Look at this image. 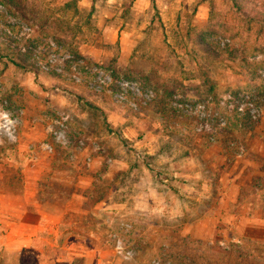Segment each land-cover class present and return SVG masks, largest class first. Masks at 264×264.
I'll list each match as a JSON object with an SVG mask.
<instances>
[{"label":"rangeland","instance_id":"374dc122","mask_svg":"<svg viewBox=\"0 0 264 264\" xmlns=\"http://www.w3.org/2000/svg\"><path fill=\"white\" fill-rule=\"evenodd\" d=\"M0 55V264H264V0H0Z\"/></svg>","mask_w":264,"mask_h":264},{"label":"clouds","instance_id":"9594fccd","mask_svg":"<svg viewBox=\"0 0 264 264\" xmlns=\"http://www.w3.org/2000/svg\"><path fill=\"white\" fill-rule=\"evenodd\" d=\"M0 120H3V123H0V129H3L6 134L10 135L9 126L13 124V121L9 119L8 114L5 112H0Z\"/></svg>","mask_w":264,"mask_h":264},{"label":"crops","instance_id":"0c3cea01","mask_svg":"<svg viewBox=\"0 0 264 264\" xmlns=\"http://www.w3.org/2000/svg\"><path fill=\"white\" fill-rule=\"evenodd\" d=\"M5 226L0 224V244L6 239V235L4 234ZM20 239V238H19Z\"/></svg>","mask_w":264,"mask_h":264},{"label":"trees","instance_id":"16d2710c","mask_svg":"<svg viewBox=\"0 0 264 264\" xmlns=\"http://www.w3.org/2000/svg\"><path fill=\"white\" fill-rule=\"evenodd\" d=\"M2 56L0 55V58H1Z\"/></svg>","mask_w":264,"mask_h":264}]
</instances>
